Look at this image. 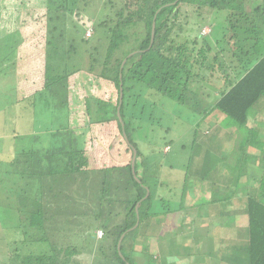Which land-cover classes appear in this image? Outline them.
Wrapping results in <instances>:
<instances>
[{
    "label": "trees",
    "instance_id": "trees-1",
    "mask_svg": "<svg viewBox=\"0 0 264 264\" xmlns=\"http://www.w3.org/2000/svg\"><path fill=\"white\" fill-rule=\"evenodd\" d=\"M78 1L0 0V80L10 77L0 86V138L12 140L15 131L17 141H29L0 159V264H160L157 256L161 264H201L209 255L264 264V139L250 123L264 98V0H120L115 18L92 28L93 38L101 27L106 37L97 74L92 52L87 71L71 64L76 39L90 44ZM180 4L194 7L201 22L192 24L207 25V35L175 42L189 23ZM131 27L138 28L132 45L123 47ZM216 74L221 87L205 88ZM136 88L199 115L189 143L157 141L160 127L129 110ZM205 121L217 133L199 141ZM163 144L172 146L163 155L170 163L161 158L150 168L148 155ZM214 147H227L236 160L226 159L222 173L212 172ZM174 166L183 178L178 202L160 196L161 186H175L161 175ZM189 185L197 197L185 206ZM226 194L241 210H223ZM213 205L229 226H243V251L219 237L207 246L200 227L176 229V213L200 226ZM187 209H197L195 216Z\"/></svg>",
    "mask_w": 264,
    "mask_h": 264
},
{
    "label": "rangeland",
    "instance_id": "rangeland-1",
    "mask_svg": "<svg viewBox=\"0 0 264 264\" xmlns=\"http://www.w3.org/2000/svg\"><path fill=\"white\" fill-rule=\"evenodd\" d=\"M120 0H79L78 1V5L77 7L79 8V13H80V19L82 23L87 24L84 25L85 27V31L90 28L91 30V34H89L87 31L84 32L83 36L85 39L90 40V44L86 45L85 43L82 44L81 41L79 39H76L75 42V47L77 52L72 54V62L71 64L75 67H79L81 66L83 69V71H87L90 67L89 64H91V57L89 52H92V56H94L96 59L99 60V64L96 63L94 65V69H93V74H97L100 71V64L102 62L103 59H101L104 55L105 52V46H106V37L105 34L103 33V31L105 30L104 28H100L99 32L97 33V36H94L93 38V33H92V28L96 27L97 23H100L102 21H104L105 19L107 20V18H111L114 19L115 18V11L118 9L119 5H120ZM75 7V6H74ZM73 8V7H72ZM180 9L184 13L186 14L189 23L186 24V26L182 29V31H178L175 33L174 38H175V42H180L184 37H193V36H197L200 35L201 37L204 35H207L209 33V28L208 26H203L202 28L198 29L196 28L197 25H193L192 22H201L200 18L198 16H196L195 12H194V7L186 5V4H180ZM208 16V14H207ZM205 17L207 19L210 18V16ZM2 17V16H1ZM181 17V16H180ZM179 17V19H180ZM69 27L71 28V23L73 20L76 19V15H75V9L73 8V12H71L69 14ZM72 20V21H71ZM181 20V19H180ZM184 21V20H182ZM76 22V21H75ZM80 22V21H79ZM110 24V23H109ZM199 25V24H198ZM189 28H194L195 30L193 32H189ZM135 29H138L137 27H131L127 29V33L129 35L128 40L126 42H124V46H131L132 45V39L134 37V31ZM71 31L69 30L68 33H66L67 37L71 38V35L73 36V34L70 33ZM133 34V36H132ZM102 36V37H100ZM78 38V37H76ZM97 38H102L101 40H97ZM211 46L213 47V50H216L217 48L214 45V42H211ZM96 48V49H94ZM174 50V47H172ZM85 49H89V51H85ZM214 54L213 52H210L209 55ZM77 55V56H76ZM118 57H121L120 54L117 55ZM101 57V58H100ZM81 61V62H80ZM80 63V64H79ZM82 76H81V80H83L82 78H84V76H86L87 74L81 72ZM10 80V77L7 78H2L0 80V86H2L3 84L7 83ZM84 81V80H83ZM224 80L222 76H218L217 74L209 77L207 79V81L204 83L205 88L207 89H212L213 86H216V88L221 87V85L223 84ZM203 87V86H202ZM135 93L131 94V97L129 98V105L130 108V112L135 114L136 116H140L142 117V120H146V121H151L154 123L155 126L160 127L159 132H158V136H157V141H159L160 143L163 142H168V140L170 138L174 139V143L177 145L180 144H187L190 142V137L192 135V128L195 127V123L196 121H198L199 115L194 113L192 110H190L187 106H182L180 104H178L177 102H173L170 98L168 99L167 97L163 96V95H158V96H153L150 95L148 96V98L143 97L142 95H138L141 94L137 91H134ZM145 103V110L144 112L141 111V105ZM154 103L155 105L151 108V104ZM258 112H256V114L254 115V118H252L251 120V126L254 129V133L258 136L264 139V98L259 102L258 106ZM212 121H205V123H203L204 125L201 126L200 130H199V134H198V139L200 140H213V136L216 135V128L215 125H212V129H210L207 126V123H211ZM215 124V123H212ZM205 130V131H204ZM209 131V133L207 134V132ZM13 139L9 140V139H5L4 141L2 140L3 138H0V159L1 160H10V158H12L14 156V151H17L19 149H21V147H24L29 141L27 139H18V141L16 140L15 136H16V132L13 131V133H11L10 135ZM47 137L46 135L44 136V138ZM219 145V139L218 142L215 143V146ZM162 148L161 152H155L154 154H149L148 157V165L150 166V168L152 166H155L156 164H159V160L161 158H163V161L168 160L169 157H164V153H168L172 146L169 144H163L160 145ZM175 147V146H174ZM196 148V147H195ZM214 151H217V153H214V157L216 159V161L214 162L215 165L213 166L212 172H219L222 173L223 171V167L226 168L227 166V162H225L226 159L231 160L232 162L236 161L234 159V157H232V153H229L228 148L225 147L224 149L222 148H218V147H214L213 149ZM197 154H202L203 151L200 148H198L197 150ZM252 151V149H251ZM192 154V153H191ZM179 158V157H178ZM210 162H213L214 160L209 159ZM183 162H185L184 160H182ZM208 160L205 161V163ZM168 163L169 160H168ZM172 163L174 165H178V161L176 163V161H172ZM6 164V163H4ZM165 164V162L162 163V166ZM232 166H234V163L231 164ZM235 165H237V163H235ZM231 166V167H232ZM164 167V166H163ZM239 167V166H238ZM217 168H219L218 171ZM7 166L6 165H2V170H6ZM177 169H179V166H174V168H169V170H166L165 168H163V172H161V175L163 176L164 173L166 172V176L164 178H168L169 181L171 183H169V185H175L174 188L169 189L168 186L163 185L162 191L160 192V196L163 197H168V199L171 201H176L178 202L180 199V188L182 186V182H183V178L181 177V174H178ZM182 170H185V167L182 166V168H180ZM165 171V172H164ZM231 172V171H229ZM233 175H237L238 172L236 171H232L231 172ZM1 178H3L2 175H0ZM7 179V178H6ZM161 180V179H160ZM261 187L262 190L264 189V180L261 181ZM244 182H241V184H243ZM11 187V185H8L7 188ZM192 188V189H191ZM260 188V187H259ZM257 190V189H256ZM259 190V189H258ZM158 194L159 192L156 191ZM155 194V195H156ZM197 195V193L193 190L192 185H189V187L186 190V193L183 197V203L185 204V206H190V203L192 201H194L195 196ZM203 199V197H202ZM240 204V201H237ZM237 202L235 201V199H233V202L231 203L232 208L237 205ZM231 209H229L228 211H230ZM205 211V209H204ZM202 211V212H204ZM185 212V211H183ZM188 216H195V213L197 212V209H190V210H186ZM207 212H208V216L206 218H208V220H212L213 223L211 227H209L211 233H213L214 237H219V238H223L226 242L229 241V239H231L233 236L237 235L235 234H230L229 232L223 234L222 233V227L223 225L226 223V225H228V217L227 216H219L217 213L220 212L218 210V208L216 209V206L214 208V205L211 206L210 208H207ZM237 212V211H235ZM180 214L181 212L178 214L176 213L174 216L178 215V220L180 218ZM206 218H205V222H206ZM235 222L231 224V227H234ZM188 224H190V222H187ZM188 224H185L186 227L188 226ZM202 229L199 228L198 231L200 232H205L208 228L201 225ZM230 227V226H229ZM230 227V228H231ZM207 228V229H206ZM191 227L188 229H183V231L180 232V235L189 233ZM221 229V230H220ZM220 230V232H219ZM97 237H98V233L99 230L95 231ZM192 234V232H191ZM217 234V236H215ZM238 237V236H237ZM237 239V238H236ZM183 253V252H182ZM167 252H162L161 255L166 256ZM197 254V253H196ZM195 254V259H199V256L201 255H196ZM168 257V255H167ZM191 258H194V256H192ZM19 261V260H18ZM179 262L180 259H178ZM201 264H206L207 260L206 257L205 258H201L200 260ZM169 264V263H167Z\"/></svg>",
    "mask_w": 264,
    "mask_h": 264
},
{
    "label": "crops",
    "instance_id": "crops-1",
    "mask_svg": "<svg viewBox=\"0 0 264 264\" xmlns=\"http://www.w3.org/2000/svg\"><path fill=\"white\" fill-rule=\"evenodd\" d=\"M228 194H226V195H223L222 197H221V199H222V201L224 202L223 203V207H224V209L223 210H229V209H231L232 211H236V210H241V208H242V206L240 207H238V205H239V203H237V205L236 206H234L233 205V207H235V208H232V206H231V203L233 202V201H231V198H229V197H226ZM195 197H197V195L195 196ZM242 205V204H241ZM215 207V206H214ZM180 212H178V214H179ZM184 212H181V214H180V218H179V220H178V218L176 219L177 220V222H180L179 224H177V225H175V227H176V229L178 230V231H181L182 230V226L183 227H185L186 229H188V227L190 228L191 227V229H190V231L189 232H194V230H195V232H198V231H196L197 230V228H195V227H202L201 225H203V226H205V227H207L206 229V231L204 232L205 233V236H206V238L208 239L207 241H206V243H207V246L208 245H213V243H214V240L216 239V238H214V236H213V233H211V231H210V229H209V227H211V225L212 224H215V223H213V221L211 220H208V218H206L207 216H208V213L207 214H204V217H202L201 218V225L199 226V225H193V224H188L187 222H190V221H192L193 219L191 218L190 220H188V219H185L183 216H182V214H183ZM243 212L242 211H240V214H242ZM192 217H194V216H192ZM182 218V219H181ZM205 218H206V222H205ZM243 221V220H242ZM186 222V223H185ZM200 223V222H199ZM185 224H188V226L186 227V225ZM195 226V227H194ZM231 227V226H230ZM229 227V225H226V223L223 225V227L221 228L222 229V233L223 234H225V233H227V232H229L230 234H237V235H235V236H233L231 239H229V241H227V242H229L230 244L231 243H233L234 241H236L237 242V245L239 246V248H240V250L241 251H243L244 249L243 248H245L246 247V244H247V238H246V235L244 234V232H243V226H240V225H234V227H231L230 228ZM202 229V228H201ZM220 229V230H221ZM220 230H219V232H220ZM211 236H213V242H212V239H211ZM238 236V237H237ZM224 238V237H223ZM223 238H220V240H222V242H226ZM237 238V239H236ZM211 240V241H210ZM158 254H161V253H158ZM157 254V255H158ZM242 254H243V252H242ZM161 259H162V257L161 256H157V258L156 259H154V260H156V261H159V263L161 264ZM206 260H207V262H206V264H237V259L235 258V259H231L230 257L229 258H227V257H223V256H217V257H214L213 255H209V257H207L206 258ZM156 261L154 262V263H156Z\"/></svg>",
    "mask_w": 264,
    "mask_h": 264
},
{
    "label": "water",
    "instance_id": "water-1",
    "mask_svg": "<svg viewBox=\"0 0 264 264\" xmlns=\"http://www.w3.org/2000/svg\"><path fill=\"white\" fill-rule=\"evenodd\" d=\"M153 27H154V25H153ZM153 34H154V28H152V34H151V41H152V38H153ZM135 151H134V155H133V158H132V167H133V165H134V161H135ZM124 235V234H123ZM123 235H121V238L119 239V241H118V246H119V244H120V242H121V239H122V237H123Z\"/></svg>",
    "mask_w": 264,
    "mask_h": 264
},
{
    "label": "built area",
    "instance_id": "built-area-1",
    "mask_svg": "<svg viewBox=\"0 0 264 264\" xmlns=\"http://www.w3.org/2000/svg\"><path fill=\"white\" fill-rule=\"evenodd\" d=\"M86 31H87L89 34H91V30H90V28H88ZM101 235H102V232L99 231V233H98V237H100Z\"/></svg>",
    "mask_w": 264,
    "mask_h": 264
},
{
    "label": "clouds",
    "instance_id": "clouds-1",
    "mask_svg": "<svg viewBox=\"0 0 264 264\" xmlns=\"http://www.w3.org/2000/svg\"><path fill=\"white\" fill-rule=\"evenodd\" d=\"M99 231H101V230H99Z\"/></svg>",
    "mask_w": 264,
    "mask_h": 264
}]
</instances>
